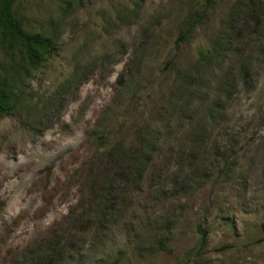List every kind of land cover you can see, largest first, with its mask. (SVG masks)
<instances>
[{"label": "rangeland", "instance_id": "obj_1", "mask_svg": "<svg viewBox=\"0 0 264 264\" xmlns=\"http://www.w3.org/2000/svg\"><path fill=\"white\" fill-rule=\"evenodd\" d=\"M14 9L54 49L27 70L0 45V264H264V0ZM219 38L197 69L196 51ZM172 65L195 87H179ZM147 129L136 177L130 137ZM122 138L125 154L98 149Z\"/></svg>", "mask_w": 264, "mask_h": 264}, {"label": "trees", "instance_id": "obj_2", "mask_svg": "<svg viewBox=\"0 0 264 264\" xmlns=\"http://www.w3.org/2000/svg\"><path fill=\"white\" fill-rule=\"evenodd\" d=\"M14 2L15 0H0V45H2V47L8 52H16L19 54L27 70H34L41 65L48 55L51 54L54 49V40L49 34L27 30L24 27L21 18L15 12ZM223 44L224 39L219 38L214 41L209 48L198 49L195 53V65L197 69H203L206 66H209L212 61L218 58L219 54L222 52ZM171 70L179 87H195V84H197V75L184 72L173 65L171 66ZM237 71L242 77L247 73V70H245L242 65ZM9 101V91L0 88V115L6 110ZM148 129L146 132L137 130L130 137L141 146L140 153L134 156L128 171L129 173H133V176L136 177H140L142 172L139 170L138 166H136L137 164L134 166L135 162L139 159L147 166L150 161L149 157L152 154V131ZM198 129L199 128L194 129L189 133L191 148L188 152L190 154L193 151V146L198 145L200 140V129ZM125 142L126 139L122 138L119 139L115 145H112V143H103L98 149L107 152L120 151V153L125 154V150H121V148L124 147ZM221 174H223V172H221ZM219 177L220 175H218V177L216 176V178ZM116 178L117 176L114 177L112 181L115 182ZM210 184L213 185L214 181ZM197 232L200 235V245L198 248H201L205 243L207 234L206 230L202 229L201 225L197 227ZM157 245L158 248L166 250L163 241H160ZM198 251L199 249L196 250V255L199 253Z\"/></svg>", "mask_w": 264, "mask_h": 264}]
</instances>
